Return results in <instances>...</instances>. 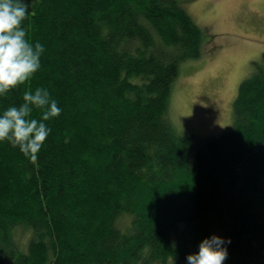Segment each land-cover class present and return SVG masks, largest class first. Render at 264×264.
<instances>
[{
    "label": "trees",
    "instance_id": "trees-1",
    "mask_svg": "<svg viewBox=\"0 0 264 264\" xmlns=\"http://www.w3.org/2000/svg\"><path fill=\"white\" fill-rule=\"evenodd\" d=\"M28 4L45 52L0 111L43 86L62 112L35 160L0 142V264H185L212 234L231 241L224 264H264V55L229 130L203 139L171 116L203 48L179 0Z\"/></svg>",
    "mask_w": 264,
    "mask_h": 264
},
{
    "label": "rangeland",
    "instance_id": "rangeland-1",
    "mask_svg": "<svg viewBox=\"0 0 264 264\" xmlns=\"http://www.w3.org/2000/svg\"><path fill=\"white\" fill-rule=\"evenodd\" d=\"M179 2L202 29L203 48L180 67L171 116L181 131L215 138L231 127L239 86L264 55V0Z\"/></svg>",
    "mask_w": 264,
    "mask_h": 264
},
{
    "label": "clouds",
    "instance_id": "clouds-1",
    "mask_svg": "<svg viewBox=\"0 0 264 264\" xmlns=\"http://www.w3.org/2000/svg\"><path fill=\"white\" fill-rule=\"evenodd\" d=\"M28 0H0V97L28 81L41 67L45 44L31 42L23 26L28 16ZM41 109V118L32 116ZM62 107L46 87L26 90L23 102L9 104L0 111V142L18 146L32 160L44 146L52 129L46 123L60 116ZM231 241L217 234L205 237L199 250L187 256V264H224Z\"/></svg>",
    "mask_w": 264,
    "mask_h": 264
}]
</instances>
